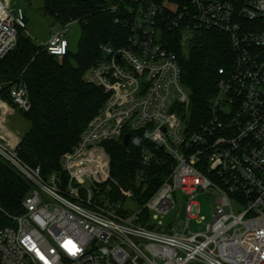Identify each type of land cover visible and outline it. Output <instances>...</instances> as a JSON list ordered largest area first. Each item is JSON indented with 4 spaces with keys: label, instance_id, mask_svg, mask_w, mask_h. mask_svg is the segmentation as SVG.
<instances>
[{
    "label": "built area",
    "instance_id": "obj_1",
    "mask_svg": "<svg viewBox=\"0 0 264 264\" xmlns=\"http://www.w3.org/2000/svg\"><path fill=\"white\" fill-rule=\"evenodd\" d=\"M110 10L129 34L102 44L103 58L84 75L107 99L61 157V173L44 177L22 160L5 124L16 108L30 111L28 86L22 76L0 82V157L32 185L23 212L0 229V264H264V0H118ZM72 23L41 45L49 55H67ZM26 29L24 11L0 0V59ZM201 30L227 34L234 58L218 68L208 113L194 124L175 47L187 52ZM133 133L174 165L139 211L125 213L106 143ZM142 157H151L146 147ZM178 191L188 220L200 213V193H218L204 232L182 221L157 231Z\"/></svg>",
    "mask_w": 264,
    "mask_h": 264
},
{
    "label": "trees",
    "instance_id": "obj_2",
    "mask_svg": "<svg viewBox=\"0 0 264 264\" xmlns=\"http://www.w3.org/2000/svg\"><path fill=\"white\" fill-rule=\"evenodd\" d=\"M117 2L44 0V14L53 22L80 24L77 49L70 48L60 61L20 31L16 48L0 59V82L22 76L28 86L31 109L21 114L29 129L18 152L25 163L41 167L44 177L62 172L61 157L77 144L107 99L104 90L87 83L84 75L103 58L102 44L117 46L126 42L129 29L117 23L116 14L110 10ZM175 51L182 83L190 96L189 117L196 124L208 113L217 89L218 68L229 66L234 58L231 40L220 31L201 30L187 52L178 45ZM144 147L150 151L148 162L143 161ZM106 149L111 157V175L121 187L113 188V197L125 207L128 201L143 207L172 173L173 159L155 150L140 133L132 134L128 146L121 141L108 142ZM31 191V183L0 157V229L12 225L10 216L23 212V201ZM129 211L126 207L125 213Z\"/></svg>",
    "mask_w": 264,
    "mask_h": 264
},
{
    "label": "rangeland",
    "instance_id": "obj_3",
    "mask_svg": "<svg viewBox=\"0 0 264 264\" xmlns=\"http://www.w3.org/2000/svg\"><path fill=\"white\" fill-rule=\"evenodd\" d=\"M12 6L21 8L26 16L27 29L26 34L32 37L34 42L39 46L46 44L50 35L61 27V24L55 23L50 17L44 14V0H10ZM81 36V26L77 22H73L69 26L67 38L70 42V48L77 49L78 42ZM62 61V59H59ZM14 116L8 117L5 124L6 128L13 134H17L20 142L24 134L28 131L29 125L22 117L19 108H16ZM177 205L166 216L154 220L156 226L162 223V227H157V231L161 230L165 233H173L174 226L179 222H187L190 233L204 232L207 226L212 222L214 213L217 208L218 193L213 192L211 195L208 192L200 193L196 198V202L200 205V213L197 218L189 219L185 210V201L183 194L178 191L175 195ZM126 207L132 211H139L138 207L132 201L126 203ZM146 217V213L142 215Z\"/></svg>",
    "mask_w": 264,
    "mask_h": 264
},
{
    "label": "water",
    "instance_id": "obj_4",
    "mask_svg": "<svg viewBox=\"0 0 264 264\" xmlns=\"http://www.w3.org/2000/svg\"><path fill=\"white\" fill-rule=\"evenodd\" d=\"M130 138H131V135L130 134H127L124 138V145L125 146H128L129 145V142H130Z\"/></svg>",
    "mask_w": 264,
    "mask_h": 264
}]
</instances>
